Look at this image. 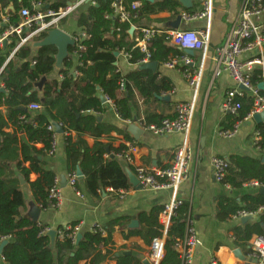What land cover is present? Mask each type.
Listing matches in <instances>:
<instances>
[{
  "label": "trees",
  "instance_id": "16d2710c",
  "mask_svg": "<svg viewBox=\"0 0 264 264\" xmlns=\"http://www.w3.org/2000/svg\"><path fill=\"white\" fill-rule=\"evenodd\" d=\"M69 1L0 0V7L3 11L7 10L18 23L21 10L32 9L33 3H42L58 10L66 7ZM136 2L142 4L141 9L133 8ZM123 5L125 11L131 15L130 21L121 22L119 18H106L113 13L112 0H96V5L80 16L78 25L88 35L82 42L85 46L82 66L76 68L80 75H75L72 71L76 63L67 59L57 72L59 77L52 78L56 72L57 49L54 46L41 47L35 51L31 44H27L8 61L10 52L19 42L16 37L1 51L0 69H4L0 82L6 93L0 92V108L8 109L5 116L0 110V246L4 241L8 242L2 250L5 264H104L108 260H115L117 264H142L140 258L132 255L114 256L111 249L114 245L113 235L116 227L122 226L121 219H115L107 225L106 236L94 229L82 233L78 244L70 237L77 226V223H73L70 230L65 227L58 229L52 243L51 237L45 231L48 229L47 225L31 222L20 214V209L25 207V199L19 176L28 183L40 208L45 210L50 207L48 194L56 179L55 173L47 169L44 160L53 149L56 134L55 131L49 130L50 125H61L64 133L68 134L65 150L68 172L76 173L78 168L81 170L88 194L98 197L99 191L112 189L118 192L129 186L127 173L117 157L127 150V147L120 146L116 149L112 144L100 141L112 132L123 133L100 120V116L105 112L100 95L102 93L112 101L115 112L125 121H132L134 118L135 92H138L147 107L151 102H156L158 96L168 95L172 86L167 78L160 77V74L150 70H142L139 66L134 72L123 75L115 66L117 59L114 53L123 51L132 56V64H137L144 54L135 48L134 38L129 35L131 24L136 25L154 14H176L182 6L179 0H124ZM44 37L46 35L39 40ZM166 37L161 34L149 45L151 58L159 65L185 55L179 48L171 46ZM74 48L71 47L70 50L73 51ZM43 78H47V81L40 92L37 85ZM121 80H124V91H120ZM252 81L254 84L261 81V71L256 72ZM238 101L241 103L239 115H226L221 123L222 129H233L251 113L254 99L250 95L238 98ZM32 104L41 105V109L31 111ZM165 118L164 115L146 109L144 124L159 125ZM10 128H13V132L7 131ZM256 130L262 136L258 146L264 157V123L257 125ZM71 132H75L74 138L70 136ZM124 135L132 141L127 129ZM23 136L30 140L36 138L44 145L40 155L42 160L38 159V154ZM87 137L94 139L92 147L88 145ZM108 147L109 153L106 150ZM111 155L114 156L113 159ZM18 157H21V160L17 159ZM25 163H30V169L24 166ZM31 173L39 175L34 182L29 180ZM251 180L264 183L263 158L232 156L223 184L241 192L244 190L243 185ZM77 189L79 190V182ZM260 207H264V194L260 191L245 192L240 202L228 196H222L218 200V214L222 220L231 218L239 209L257 211ZM160 211L161 209L154 208L141 214L140 228L131 231L129 236L141 238L147 246H151L155 239L162 238L164 231L159 223ZM189 215V205L182 202L167 230L170 243L165 246L160 264H181L180 255L171 246L184 239ZM260 221L244 226L247 241L254 234L264 236V213L260 216ZM59 231H62V236ZM103 249H107L105 253Z\"/></svg>",
  "mask_w": 264,
  "mask_h": 264
},
{
  "label": "crops",
  "instance_id": "0c3cea01",
  "mask_svg": "<svg viewBox=\"0 0 264 264\" xmlns=\"http://www.w3.org/2000/svg\"><path fill=\"white\" fill-rule=\"evenodd\" d=\"M75 1L79 0H70L69 3H74ZM203 1L193 0L192 7L189 9L180 3L182 8L176 14L163 12L150 15L136 25L131 24L130 29L134 27L136 30L132 36L129 34L131 38L135 39L138 33L137 29L141 28H154L165 35L172 30L203 31L207 33V48L203 51H196L194 55L190 56L194 60L192 71H195L198 76L197 86L195 88L190 86L188 79L180 71L168 69L163 64H158L156 71H150L160 74V77L167 78V81L172 86V90L168 95L162 94L158 96L157 101L151 102L149 107L145 105L144 100L139 96L138 92H135L136 107L133 108L134 118L132 121H125L115 112L112 103H105V112L100 116L101 121L116 127L123 133L112 132L110 136H106L100 141L106 144L110 143L116 149L120 146L132 147L133 162L126 164L121 160L119 161L125 172H130L133 175H135V169L138 165L152 168L168 167L176 151L187 144L191 149L188 177L179 186L176 198L189 205L190 215L188 219L192 222L199 240L192 264H212L213 260H216L218 264H245L252 252L251 240L256 236H260V234H254L247 241L245 239L246 228L244 226L260 223V216L262 214L257 217H250L248 222H243L241 219H233V216L222 220L218 214V200L222 196H228L240 202L241 196L245 192L256 193L257 191L261 192V189L243 187L244 190L241 192L233 189L228 190L223 184L215 180L211 168V159L214 157L229 159V161H231V157L234 155L263 158L260 149L254 146V133L257 131V124L253 120L242 123L238 134L232 139L226 140L218 137V131L222 128L221 123L226 117L222 111V103L227 91L234 86V83L226 74L216 81L212 80L216 68L214 56L216 51L224 45L227 34L237 19L242 0H211L213 11L208 18L193 21L182 19L178 29L171 27V24L183 12L193 14L201 11ZM91 6L93 5L89 1L82 4L60 23L59 29H62L73 39L75 37H82V35H85L86 39L88 37L87 32L79 27L78 20L82 13L91 8ZM133 8L139 10L142 8V4L136 2ZM188 10H192L193 12H189ZM118 18L113 17L109 19L116 20ZM130 19L121 22H127ZM1 30L0 28V33ZM71 53L72 51L69 49V54ZM118 53L115 66H117L118 71L123 75L134 72L138 66L141 67L139 64H132L128 61L125 56L127 53L123 51ZM252 54L255 55L256 53ZM77 67L74 64L72 71L74 72ZM257 71H262L260 66L254 68L253 76ZM57 72L59 71L56 70L52 78L59 77ZM0 86H2L1 83ZM37 87L42 92L44 85L41 88L38 85ZM100 96H103V94L101 93ZM182 103L193 104V116L188 132L174 133L162 137L152 135L150 132L143 130L139 138H135L130 133L129 127L132 125H136L140 129V124L144 123L146 109L156 114L164 115L167 118L173 117L174 105ZM0 110L3 116L7 114V108L1 107ZM126 129L132 141L125 138ZM7 131L13 132V128ZM67 135L64 131L63 133L55 134V151L53 154L49 153L44 159L47 169L55 173V180L58 181L62 190L63 201L61 207L59 209L49 207L42 210L35 202L28 183L23 177L19 176L25 199V207L20 209L21 216L33 222L29 214L34 207L40 208L41 213L38 222L47 225L49 230L57 231L60 228L77 223L76 225L80 227L81 234L92 231L95 225H100L106 230L110 222L115 219H121L123 224L116 227L113 235L114 245L111 246V249L114 252V256L118 257L121 254L129 252L134 257L153 262L154 258L161 254L162 251L164 253V246L170 243L167 233L166 237L163 235L162 238L155 239L151 246H147L141 238L129 236V234L131 231L140 228V215L154 208L161 209L159 215L160 223L162 210L173 199V192L171 190H145L133 186L129 181V186L121 189L125 192V196L117 195L107 189L100 196L92 197L87 193L83 180H79V191L83 197L78 196L69 184L66 187L61 186L62 178L65 176L68 180V175L70 174L65 154ZM70 136L74 138L76 136L75 132H71ZM23 137L32 146L34 152L38 154L37 157H40L42 160L40 155L44 149V145L36 138L30 140V138ZM86 141L90 147L95 143L94 139L89 137L86 138ZM33 142H36V144ZM17 159L21 160V157ZM24 166L27 169L31 167L30 163H25ZM38 178L39 175L36 173H31L29 176L30 182H34ZM22 180L24 183H22ZM240 210L245 209H239L238 211ZM132 221H137V228H130ZM260 225L263 227L262 223ZM106 250L103 249V253ZM142 259L141 261H143ZM0 264H5L2 254L0 255ZM104 264H117V262L115 260H108Z\"/></svg>",
  "mask_w": 264,
  "mask_h": 264
},
{
  "label": "built area",
  "instance_id": "2783aa9c",
  "mask_svg": "<svg viewBox=\"0 0 264 264\" xmlns=\"http://www.w3.org/2000/svg\"><path fill=\"white\" fill-rule=\"evenodd\" d=\"M91 2L96 5V0H79L74 3H67L64 8L58 10L47 9L42 3H33L32 9L24 8L19 13L20 21L16 23L14 17L8 14L7 10L3 11L0 7V54L2 49L16 37L19 38L17 46L10 52L8 61L13 59L17 51L24 45L40 41L43 35L52 30L59 28L60 23L66 19L73 11L79 8L85 2ZM193 1V0H191ZM124 0H112L113 13L106 16V18L119 17L121 21H126L131 18L130 13L126 12L123 6ZM48 6V5H47ZM134 6V5H133ZM213 11V4L211 0H204L202 3V10L193 14L183 12L182 19L187 21L202 20L208 18ZM136 17V16H135ZM264 0H242L239 13L236 21L232 25L227 34L224 45L218 49L214 56L216 68L213 74V81L218 80L222 75H228L234 83V86L229 89L224 97L222 103V111L225 115L238 116L241 110V103L238 98H243L250 95L254 99L253 109L248 117L243 122H238L233 129H220L218 137L221 139H232L238 132L242 123L253 120L255 114H260L264 111V90L258 89L260 83H264ZM136 30V29H135ZM134 30V31H135ZM137 37H135V48H138L144 57L137 62L139 65L154 62L151 58L149 51L150 42L162 32L154 28H141L137 29ZM166 40L173 47L179 48L184 53L186 50L203 51L208 46V35L203 31H190V30H172L166 33ZM85 35L82 37H75V48L69 54L76 66H82V58L85 52V46L82 42L85 40ZM252 53H256L255 55ZM128 61L132 60V56L125 54ZM34 64V63H33ZM168 69L180 71L189 81L190 86L195 88L198 83V76L195 71H192L194 60L190 55L186 54L173 58L171 61L163 64ZM261 67V81L254 84L252 81L254 68ZM4 67L0 69V75ZM75 75L79 72L75 69ZM1 83V82H0ZM2 84V83H1ZM120 91H124V80L119 83ZM2 89L4 86L2 84ZM106 103H112L104 94ZM113 104V103H112ZM114 107V106H113ZM31 110L38 111L41 105L32 104ZM193 116V104H175L173 107V117L165 118L159 125L140 124V129L150 132L155 136H169L174 133L188 132L191 126ZM62 127L61 125H58ZM49 130L55 131V125H50ZM261 134L256 131L254 133V146H258L261 141ZM55 151L53 149L50 154ZM118 159L126 164L133 162L132 147L127 148L123 153L117 155ZM191 158V149L187 144L180 147L174 154V158L170 165L166 168H152L145 165H138L135 169V176L139 181V186L142 189L150 191L171 190L173 192V199L164 207L160 216V224L163 227L164 237H166L167 230L170 226L171 220L176 216V213L182 201L176 198V192L188 177V165ZM211 168L214 178L217 182L223 184L229 169V162L220 157L211 159ZM79 177L77 173H70L68 175V184L74 189L76 194L80 197L83 195L77 189ZM224 185V184H223ZM225 188L231 190L230 185H224ZM245 188H264V183L258 180H251L243 185ZM110 192L116 193L120 196H125V192L120 190L118 192L109 189ZM99 194L102 192L99 191ZM48 200L52 209H59L62 205L63 196L62 190L58 181L55 180L54 185L50 188ZM264 213V207H260L257 211L240 210L233 219H243L246 217H257ZM70 230L71 226L65 227ZM95 231L100 232L103 236L106 235V230L100 225H95ZM49 233V229L45 230ZM60 236L63 235L62 231L58 232ZM80 233V227H74L71 238L76 242L77 235ZM160 239V238H159ZM199 244L196 231L192 222L189 220L184 239L179 240L173 244L172 249L180 255L181 264H192V259L195 249ZM165 247V246H164ZM252 252L247 258L245 264H264V236H256L251 240ZM165 250V248H164ZM164 256L163 251L154 258L150 264H160ZM212 264H218L216 260Z\"/></svg>",
  "mask_w": 264,
  "mask_h": 264
},
{
  "label": "water",
  "instance_id": "95a60500",
  "mask_svg": "<svg viewBox=\"0 0 264 264\" xmlns=\"http://www.w3.org/2000/svg\"><path fill=\"white\" fill-rule=\"evenodd\" d=\"M151 2H153V0H150ZM179 2L185 7V8H191L192 7V1L191 0H179ZM46 8L48 9L49 6H46ZM182 21V17L179 16L177 18V20L175 22H173L171 24V27L174 28V29H178L179 26H180V23ZM134 30L135 28L132 27L129 31V34L132 36L133 33H134ZM76 44V41L69 35L67 34L66 32H64L62 29H59V28H56V29H52L50 30L46 37H44L42 40L40 41H36L35 43H33L32 47L36 50V49H39L41 47H46V46H54L56 49H57V55H56V70L59 71L62 66H63V63L65 60L69 59V49L71 47H74ZM186 54L192 56L194 55V51L192 50H186L185 51ZM119 53L118 52H115L114 53V56L115 57H118ZM157 67H158V63L157 62H150L148 64H144L140 67V69L142 70H152V71H156L157 70ZM47 81L46 78H43L39 83H38V86L41 88L44 83ZM258 89L263 91L264 90V83H260L258 85ZM0 92H3L5 93V89H0ZM166 100H168V98H166ZM101 101L103 104L106 103V99L101 96ZM101 120V118H100ZM253 121L256 122L257 125L259 124H262L264 123V111L260 114H255L253 116ZM56 127V133H63V130L61 127H59L58 125H55ZM129 131L130 133L135 137V138H139L141 135H142V132L143 130L142 129H139V127H137L136 125H132L129 127ZM107 152L109 153V149L107 148L106 149ZM111 158L113 159L114 156H111ZM39 160H41V158L39 157L38 158ZM228 162L229 159L227 160ZM263 161H264V157H263ZM77 175L79 177V180H83V174L81 172V170L78 168L77 169ZM127 176L129 178V181L130 183L139 188V181L138 179L136 178L135 175H133L132 173L130 172H127ZM22 179V178H21ZM22 183H24V181L22 180ZM68 184V180L66 179V177L64 176L62 178V187H66ZM261 193L264 194V188L261 189ZM40 213H41V209L40 208H36L34 207L30 214H29V217L32 219L33 222H38V219H39V216H40ZM243 222H248L250 220V217H246V218H243L241 219ZM138 227V223L137 221H132L131 224H130V228L133 229V228H137ZM56 230H50L48 235L51 237V241L54 242L55 240V237H56ZM82 239V234L79 233L77 235V238H76V244H78L80 242V240ZM8 242L7 241H4L0 247V255L2 254V250H3V247L7 244ZM130 255L131 253H125V255ZM142 259V258H141ZM143 260V259H142ZM142 264H150V262L146 259H144L142 261Z\"/></svg>",
  "mask_w": 264,
  "mask_h": 264
}]
</instances>
